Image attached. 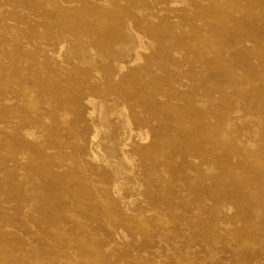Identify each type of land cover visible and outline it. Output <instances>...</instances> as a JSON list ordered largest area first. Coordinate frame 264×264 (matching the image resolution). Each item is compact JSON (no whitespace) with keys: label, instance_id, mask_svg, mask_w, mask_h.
<instances>
[{"label":"rangeland","instance_id":"1","mask_svg":"<svg viewBox=\"0 0 264 264\" xmlns=\"http://www.w3.org/2000/svg\"><path fill=\"white\" fill-rule=\"evenodd\" d=\"M0 264H264V0H0Z\"/></svg>","mask_w":264,"mask_h":264},{"label":"bare ground","instance_id":"2","mask_svg":"<svg viewBox=\"0 0 264 264\" xmlns=\"http://www.w3.org/2000/svg\"><path fill=\"white\" fill-rule=\"evenodd\" d=\"M136 15V14H135ZM138 37V36H137ZM140 39V38H139ZM143 42V41H142ZM64 47V46H63ZM60 49H61V51H62V47H60ZM142 49V48H141ZM141 51V50H140ZM137 55V54H136ZM60 56V55H59ZM58 56V57H59ZM58 59H60V58H58ZM138 59H139V57H138ZM140 60V59H139ZM142 61L140 60V63H141ZM135 63H136V61H135ZM87 103H89V104H91V105H94L95 104V100H92V99H90V100H87ZM50 105V104H49ZM48 105V106H49ZM55 105V104H54ZM51 106H53V105H51ZM50 106V107H51ZM90 107V106H89ZM92 107H94V106H92ZM76 108V107H75ZM52 109V108H51ZM37 110V109H36ZM123 110H125L126 111V108H124ZM54 111H56V109L54 110ZM37 112V111H36ZM38 113H40V112H38ZM66 112H64V114H65ZM94 113H95V111H94ZM61 114V113H60ZM90 114V113H89ZM93 114V113H92ZM96 114V113H95ZM101 115H102V112H101ZM126 115H128L127 113H126ZM34 116V115H33ZM36 116V115H35ZM60 116H62V119H63V121H64V119L65 118H67V116H69V115H67V113H66V115H60ZM103 116V115H102ZM121 117V116H120ZM69 118V117H68ZM67 118V119H68ZM61 119V117H60V120H62ZM47 120V119H46ZM45 120V121H46ZM62 121V122H63ZM47 123H49L48 122V120L46 121ZM128 124H127V127H128V129H129V134H130V139H131V136H133V134L135 133V130L132 128V122L128 119ZM229 126V125H228ZM27 133V135L29 134V132L28 131H26ZM31 133V132H30ZM35 134V132L33 131V135ZM139 136H141V138H142V140L143 141H145V142H149V140H150V138H151V134H150V132L148 131V130H141L140 132H139ZM32 135V134H31ZM35 136V135H34ZM33 136V137H34ZM29 137H30V135H29ZM99 137V131H98V128L97 127H95V134H94V136H93V138H92V141L93 142H96V140H97V138ZM31 138V137H30ZM129 140V139H128ZM141 140V141H142ZM123 142H122V146H121V155H122V157L127 161V162H129V163H131L132 162V160L130 159V157L128 156V154H127V150H128V143H126L127 142V139L126 138H123V140H122ZM131 142V141H130ZM144 142V143H145ZM249 145V144H248ZM96 149H97V152L98 153H101L102 154V149H101V145H98L97 147H96ZM97 152H93L92 151V157L94 158V159H96V160H98L99 159V154L97 153ZM104 156V155H103ZM128 163V164H129ZM131 165V164H130ZM102 183V182H101ZM100 186V185H99ZM106 187V186H105ZM116 191L118 192V190H117V188H116ZM126 241V240H125Z\"/></svg>","mask_w":264,"mask_h":264}]
</instances>
